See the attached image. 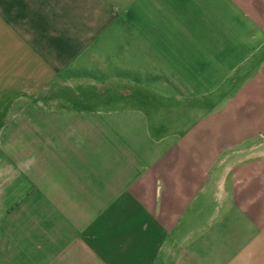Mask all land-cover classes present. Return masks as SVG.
<instances>
[{
	"label": "crops",
	"instance_id": "obj_1",
	"mask_svg": "<svg viewBox=\"0 0 264 264\" xmlns=\"http://www.w3.org/2000/svg\"><path fill=\"white\" fill-rule=\"evenodd\" d=\"M244 6L0 0V264H264Z\"/></svg>",
	"mask_w": 264,
	"mask_h": 264
},
{
	"label": "rangeland",
	"instance_id": "obj_2",
	"mask_svg": "<svg viewBox=\"0 0 264 264\" xmlns=\"http://www.w3.org/2000/svg\"><path fill=\"white\" fill-rule=\"evenodd\" d=\"M216 1V0H215ZM219 1H224V2H231V4H235V5H245L244 7H247V6H252V7H256V6H259V5H264V0H219ZM193 3H196V2H200V0H192ZM212 2V0H211ZM248 14L251 13L250 11H247ZM255 13H257L258 15L261 13L260 10H256V11H252V14L254 15ZM137 54L136 53H132L131 55H127L126 56V61H125V66L126 68L130 67V68H137V65H136V62H137ZM153 93V92H152ZM151 93V94H152ZM86 95V93H85ZM87 97V96H86ZM99 97V96H98ZM24 100V99H22ZM23 103L20 99L17 100V104L16 106H12L10 108V110L8 111H14V110H17L19 107H20V104ZM3 115V114H2Z\"/></svg>",
	"mask_w": 264,
	"mask_h": 264
}]
</instances>
